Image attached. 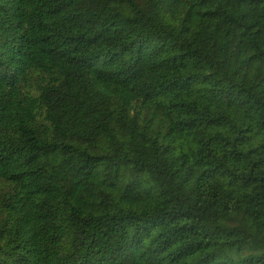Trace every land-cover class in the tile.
I'll use <instances>...</instances> for the list:
<instances>
[{"label": "trees", "instance_id": "16d2710c", "mask_svg": "<svg viewBox=\"0 0 264 264\" xmlns=\"http://www.w3.org/2000/svg\"><path fill=\"white\" fill-rule=\"evenodd\" d=\"M255 249L264 0H0V264Z\"/></svg>", "mask_w": 264, "mask_h": 264}, {"label": "rangeland", "instance_id": "374dc122", "mask_svg": "<svg viewBox=\"0 0 264 264\" xmlns=\"http://www.w3.org/2000/svg\"><path fill=\"white\" fill-rule=\"evenodd\" d=\"M228 257H231V258H236V255L232 254V253H227L226 254ZM261 256V257H264V250L262 249H255V250H247L245 252H243L241 254V257H245V256Z\"/></svg>", "mask_w": 264, "mask_h": 264}]
</instances>
